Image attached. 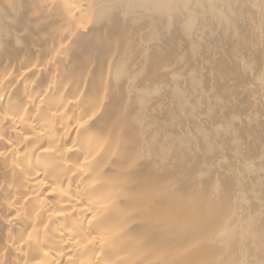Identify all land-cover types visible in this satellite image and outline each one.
<instances>
[{
  "label": "bare ground",
  "instance_id": "6f19581e",
  "mask_svg": "<svg viewBox=\"0 0 264 264\" xmlns=\"http://www.w3.org/2000/svg\"><path fill=\"white\" fill-rule=\"evenodd\" d=\"M0 264H264V0H0Z\"/></svg>",
  "mask_w": 264,
  "mask_h": 264
}]
</instances>
